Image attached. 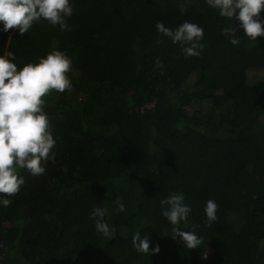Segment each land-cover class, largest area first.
<instances>
[{"label": "trees", "instance_id": "16d2710c", "mask_svg": "<svg viewBox=\"0 0 264 264\" xmlns=\"http://www.w3.org/2000/svg\"><path fill=\"white\" fill-rule=\"evenodd\" d=\"M183 2L69 0L70 31L41 20L21 36L0 23V55L12 51L18 69L52 50L73 63L72 91L44 98L55 161L41 176L21 170L25 183L0 205V264H264V36L250 40L206 0L182 14ZM157 21L199 25L200 56L186 58ZM231 25L235 46L221 34ZM173 192L191 208L179 228L203 238L197 249L162 216ZM95 207L111 238L95 230ZM137 231L159 253H138Z\"/></svg>", "mask_w": 264, "mask_h": 264}, {"label": "clouds", "instance_id": "9594fccd", "mask_svg": "<svg viewBox=\"0 0 264 264\" xmlns=\"http://www.w3.org/2000/svg\"><path fill=\"white\" fill-rule=\"evenodd\" d=\"M209 7L218 11L221 17L239 21L238 28L252 41L264 36V20L260 13L264 11V0H206ZM190 0L179 5L180 12L186 13ZM73 8L69 0H0V23L3 31L13 30L23 36L34 23L46 21L60 31H70L67 19L71 17ZM155 28L163 37L173 44H179L185 57H199L204 45L203 29L188 21L177 28L170 29L157 21ZM237 28L232 25L221 30V34L230 37L232 45H238L240 38L236 36ZM160 39L156 44H160ZM16 57L12 51L0 55V205L9 207L12 200L25 183L21 170H26L32 176L45 173V164L55 161L53 151L56 140L52 134V124L44 108V99L52 93L63 94L73 89L69 73L73 63L66 52L52 50L38 58L37 63H27L18 69ZM156 64L163 67L157 58ZM184 195L170 193L160 200L162 216L173 225L171 237H177L187 249H197L203 243V238L194 232L182 231L179 224L186 221L191 208L184 203ZM117 212H124L122 198L116 201ZM218 205L214 200L206 202L204 212L208 227H212L217 219ZM107 210L95 207L90 215L94 220L95 230L104 237L111 238L113 233L104 217ZM132 247L145 255L159 253V245L151 248L147 234L141 237L140 231L131 237Z\"/></svg>", "mask_w": 264, "mask_h": 264}, {"label": "built area", "instance_id": "2783aa9c", "mask_svg": "<svg viewBox=\"0 0 264 264\" xmlns=\"http://www.w3.org/2000/svg\"><path fill=\"white\" fill-rule=\"evenodd\" d=\"M2 246V244L0 243V247Z\"/></svg>", "mask_w": 264, "mask_h": 264}, {"label": "rangeland", "instance_id": "374dc122", "mask_svg": "<svg viewBox=\"0 0 264 264\" xmlns=\"http://www.w3.org/2000/svg\"><path fill=\"white\" fill-rule=\"evenodd\" d=\"M239 24V22L237 23V25ZM250 78H252V77H250Z\"/></svg>", "mask_w": 264, "mask_h": 264}]
</instances>
